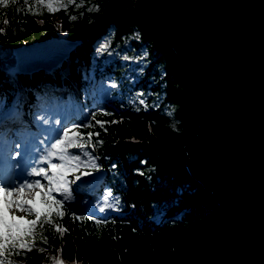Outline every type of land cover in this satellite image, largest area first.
Masks as SVG:
<instances>
[{
  "label": "trees",
  "instance_id": "16d2710c",
  "mask_svg": "<svg viewBox=\"0 0 264 264\" xmlns=\"http://www.w3.org/2000/svg\"><path fill=\"white\" fill-rule=\"evenodd\" d=\"M37 4L28 0L31 11L19 10L20 3L0 7V111L14 101L20 107L1 125L10 120L18 128L19 116L28 123L39 96L72 97L83 113L75 130L99 133L86 148L97 167L81 171L100 178L98 192L73 191L91 197L107 190L113 211L75 212L65 204V216L53 220L68 230L63 237L46 225L47 243L35 241L43 252L34 248L10 259L52 264L51 253L65 264H215L229 216L186 167L185 144L197 127L174 50H155L145 38L135 0H75L56 12ZM53 39L75 45L56 66L18 71L14 78V49ZM143 45L146 55L138 50ZM96 120L106 122L104 128Z\"/></svg>",
  "mask_w": 264,
  "mask_h": 264
},
{
  "label": "water",
  "instance_id": "95a60500",
  "mask_svg": "<svg viewBox=\"0 0 264 264\" xmlns=\"http://www.w3.org/2000/svg\"><path fill=\"white\" fill-rule=\"evenodd\" d=\"M135 11L190 85L186 167L229 216L215 264H264V0H135Z\"/></svg>",
  "mask_w": 264,
  "mask_h": 264
},
{
  "label": "snow or ice",
  "instance_id": "6c2138e0",
  "mask_svg": "<svg viewBox=\"0 0 264 264\" xmlns=\"http://www.w3.org/2000/svg\"><path fill=\"white\" fill-rule=\"evenodd\" d=\"M20 3V9L31 11L28 6V0H0V7H6L9 4L16 5ZM75 0H39V4L35 5L38 10L46 8L48 12H56L61 8L67 9ZM82 3V0H81ZM77 7L80 5L77 4ZM90 11H98V8L89 9ZM37 14V13H33ZM72 20L76 17L72 16ZM43 23V21H39ZM5 24L7 21L4 22ZM4 29L0 28V32ZM106 47V46H105ZM143 103V101H141ZM95 120V117H93ZM106 122L95 121L96 125L104 128ZM112 123H116L113 121ZM95 125L87 124L83 127L89 128ZM78 127V126H77ZM175 128V125H173ZM107 130L106 128L104 129ZM98 132L84 133L78 132L75 128H66L59 139L51 144L46 154L40 158L39 164L47 163V167H33L28 173L29 176L41 177L47 183H42L41 179L31 181L25 180L15 186L0 185V264H19L18 261L10 259L13 255H26L34 248L36 251L43 252L44 249L36 248L35 241L41 240L47 243V236L44 235V229L54 227V232L63 237L68 230L60 225H53L54 218H62L65 216V204L73 199L69 185L79 180L80 176H76L75 180H69V173L74 172L80 165L94 163V157L90 153L84 151L93 137H98ZM80 141H83L82 143ZM97 143H100L97 140ZM93 147L95 145H92ZM70 149H79L83 156L88 159H82L81 155H73ZM19 155V153H17ZM57 157L61 163H53L52 158ZM88 175V173H83ZM28 190L27 192L25 190ZM59 194L62 198H57ZM108 196H112L109 192ZM107 199V198H106ZM118 203V200H117ZM105 207H113L106 204ZM104 211V208H101ZM22 213V214H18ZM73 219H84L77 217L75 213H71ZM29 216L34 218L29 219ZM97 224L100 221H96ZM118 239V237H113ZM62 248L58 250L62 253ZM53 264H65V262L57 257H49Z\"/></svg>",
  "mask_w": 264,
  "mask_h": 264
},
{
  "label": "rangeland",
  "instance_id": "374dc122",
  "mask_svg": "<svg viewBox=\"0 0 264 264\" xmlns=\"http://www.w3.org/2000/svg\"><path fill=\"white\" fill-rule=\"evenodd\" d=\"M71 47V46H70ZM69 47V48H70ZM141 54L146 55V46H141L140 49H138ZM58 61V60H57ZM56 61V62H57ZM54 62V64L56 63ZM144 63V61H142ZM30 68H39V67H23L22 70L28 71ZM15 70V68H13ZM17 71V69H16ZM93 72L91 73V76H93ZM7 112H9V109L7 107L6 112L1 114L0 118L4 116ZM41 113L44 115L43 118H41ZM81 115V110L73 103V101H70L69 99H56L54 102H47L43 97H38L33 108L32 113V119L30 120V124H33L34 128L29 129H23L24 133H31L35 131L34 133H43L44 137L39 138V140L44 141L45 138H47V141L43 143V153L41 154L40 158L44 156L47 152V150L50 148V144L54 143L57 139L60 138L63 131L65 130V120L67 123L71 124L73 117L78 118ZM63 120L64 124L60 128L58 121ZM51 125V129L47 130V128ZM72 128V127H69ZM0 138L2 139L0 141V145L3 144V134L0 135ZM28 140L30 137L27 138ZM71 154L73 155H81L82 159H88V157L83 156V153L79 149H70L69 150ZM84 151H87L85 149ZM53 163H61V161L57 157L52 158ZM95 163V162H94ZM91 164V163H90ZM83 165V164H82ZM80 165V166H82ZM92 165V164H91ZM40 167H47V163L41 164ZM83 173H88V175H83ZM76 176H80L79 180H75ZM69 180H75V183H71L69 185L71 189L72 194V188L77 184L78 186L81 185L82 188L90 189L96 187L98 178L96 175L92 172H81L80 167L76 169L74 172L69 173ZM42 183H47V181L43 180L41 178ZM15 186V185H13ZM7 187V186H6ZM28 191L27 189L25 190ZM58 196V195H57ZM62 198L61 196H58ZM73 199L71 201H67L66 204L70 208V210H87L90 212H97V213H103L106 214L110 211H113V207H105L106 204H111V198L108 196V192H105L100 197H90V198H78L72 194ZM107 198V199H106ZM101 208H104V211H101ZM22 214V213H18ZM30 219V216L28 217ZM50 257H57L55 255H52L51 253ZM52 264L53 261L51 260Z\"/></svg>",
  "mask_w": 264,
  "mask_h": 264
},
{
  "label": "bare ground",
  "instance_id": "6f19581e",
  "mask_svg": "<svg viewBox=\"0 0 264 264\" xmlns=\"http://www.w3.org/2000/svg\"><path fill=\"white\" fill-rule=\"evenodd\" d=\"M73 43L65 40L53 39L43 43H36L28 47L14 49L17 58V68L22 71L23 67H43L48 69L59 60ZM33 68H30V70ZM41 113V118H43Z\"/></svg>",
  "mask_w": 264,
  "mask_h": 264
}]
</instances>
